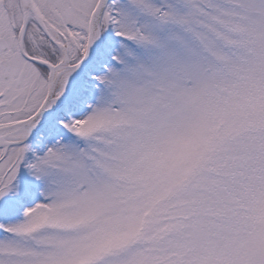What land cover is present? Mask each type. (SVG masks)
<instances>
[{
	"label": "snow or ice",
	"instance_id": "1",
	"mask_svg": "<svg viewBox=\"0 0 264 264\" xmlns=\"http://www.w3.org/2000/svg\"><path fill=\"white\" fill-rule=\"evenodd\" d=\"M0 264H264V0H0Z\"/></svg>",
	"mask_w": 264,
	"mask_h": 264
}]
</instances>
